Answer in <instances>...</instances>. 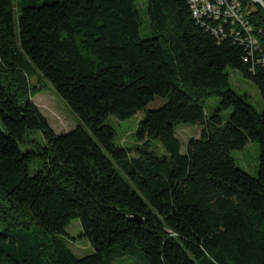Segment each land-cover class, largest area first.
<instances>
[{
    "label": "trees",
    "instance_id": "1",
    "mask_svg": "<svg viewBox=\"0 0 264 264\" xmlns=\"http://www.w3.org/2000/svg\"><path fill=\"white\" fill-rule=\"evenodd\" d=\"M190 1L0 0V264H264V7L204 0L218 13L194 18ZM49 89L79 120L69 133L32 101ZM140 113V146L115 144L106 120ZM180 125L199 129L185 154ZM249 143L256 177L230 156Z\"/></svg>",
    "mask_w": 264,
    "mask_h": 264
},
{
    "label": "rangeland",
    "instance_id": "2",
    "mask_svg": "<svg viewBox=\"0 0 264 264\" xmlns=\"http://www.w3.org/2000/svg\"><path fill=\"white\" fill-rule=\"evenodd\" d=\"M140 3V8H142ZM22 71L28 76L29 83L35 85L38 80V76L27 66L26 63L22 64ZM227 74L229 76L230 88L240 96L247 95L249 103L258 111L262 109L259 93L254 85L249 81H246L237 72L228 69ZM42 116L47 120L50 128L57 135L69 133L79 125L78 118L68 108L66 103L60 99L57 94L51 89L41 92L33 100ZM218 104V99L215 96H211L206 101V112L211 113ZM160 105L159 101H156L154 105L149 108H154ZM227 113L223 114L225 118ZM143 117V114H137L136 116L125 120L118 121L113 117H109L105 124L110 126L115 131V144L118 146L128 148L130 150L139 147L135 139V131L137 126ZM176 137L179 140L180 153H186V145L189 139L197 138L199 135V129L188 125H180L176 128ZM28 141H36L43 144V140L39 133L31 134L28 136ZM151 149L158 155L162 154L161 148L157 144H152ZM134 156V153L131 154ZM230 156L235 161L238 168L246 172L252 177H256L258 169V156L259 148L255 143L247 144L241 151H232ZM40 164L38 162L32 163L30 166V173L33 174L39 170ZM81 229L78 220H73L66 228V238L68 239V246L77 257H83L91 253V248L86 241L79 239ZM73 239V240H71Z\"/></svg>",
    "mask_w": 264,
    "mask_h": 264
},
{
    "label": "built area",
    "instance_id": "3",
    "mask_svg": "<svg viewBox=\"0 0 264 264\" xmlns=\"http://www.w3.org/2000/svg\"><path fill=\"white\" fill-rule=\"evenodd\" d=\"M255 1L264 7V0ZM190 3L192 6V14L194 18H198L201 14L211 13L216 15L218 13V11L214 7H211V5L204 0H191ZM248 42L252 47L255 45L254 40L249 39Z\"/></svg>",
    "mask_w": 264,
    "mask_h": 264
},
{
    "label": "water",
    "instance_id": "4",
    "mask_svg": "<svg viewBox=\"0 0 264 264\" xmlns=\"http://www.w3.org/2000/svg\"><path fill=\"white\" fill-rule=\"evenodd\" d=\"M134 221H136L137 223H141V220L139 218H135Z\"/></svg>",
    "mask_w": 264,
    "mask_h": 264
}]
</instances>
